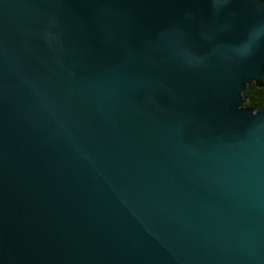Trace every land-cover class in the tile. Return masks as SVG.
Masks as SVG:
<instances>
[{"label": "water", "instance_id": "1", "mask_svg": "<svg viewBox=\"0 0 264 264\" xmlns=\"http://www.w3.org/2000/svg\"><path fill=\"white\" fill-rule=\"evenodd\" d=\"M264 0H0V264H264Z\"/></svg>", "mask_w": 264, "mask_h": 264}, {"label": "trees", "instance_id": "2", "mask_svg": "<svg viewBox=\"0 0 264 264\" xmlns=\"http://www.w3.org/2000/svg\"><path fill=\"white\" fill-rule=\"evenodd\" d=\"M243 96L246 99V104L253 105L255 108L264 105V79H262L260 85L255 82H250L243 91Z\"/></svg>", "mask_w": 264, "mask_h": 264}]
</instances>
